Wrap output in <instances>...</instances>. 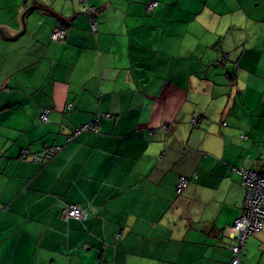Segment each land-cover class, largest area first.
Wrapping results in <instances>:
<instances>
[{
    "label": "crops",
    "instance_id": "0c3cea01",
    "mask_svg": "<svg viewBox=\"0 0 264 264\" xmlns=\"http://www.w3.org/2000/svg\"><path fill=\"white\" fill-rule=\"evenodd\" d=\"M34 1L70 20L33 8L19 34L33 0H0V264H231L239 170L264 174V0H89L96 33ZM239 256L264 264V228Z\"/></svg>",
    "mask_w": 264,
    "mask_h": 264
},
{
    "label": "built area",
    "instance_id": "2783aa9c",
    "mask_svg": "<svg viewBox=\"0 0 264 264\" xmlns=\"http://www.w3.org/2000/svg\"><path fill=\"white\" fill-rule=\"evenodd\" d=\"M80 5L81 11L89 15L92 19L97 11V7L92 5L89 0H76ZM158 5L157 1H153L147 5V10L151 11ZM92 29L97 32V23L92 19ZM51 40L56 43H62L67 38V29L63 23L55 24L50 31ZM67 107H73L69 103ZM49 109H46L40 116V121L48 120ZM104 116L110 118L108 113H98L92 122L82 124L72 129L68 136V141H71L76 136L83 132H98V123L100 118ZM198 120L194 122L197 123ZM246 137V136H243ZM59 150V148H58ZM28 150L22 151V159L27 155ZM39 157L35 156V160ZM239 172L242 175V185L245 188L244 212L235 220L232 230L236 234L237 243L233 246V259L231 264H243L240 260V253L245 250L250 237L259 234L264 228V174L254 171L249 168H241ZM190 179L184 175L179 176L176 184L177 193H182L189 185ZM89 217V211L85 207L75 204H66L64 209V219L69 221L76 219L85 221Z\"/></svg>",
    "mask_w": 264,
    "mask_h": 264
},
{
    "label": "water",
    "instance_id": "95a60500",
    "mask_svg": "<svg viewBox=\"0 0 264 264\" xmlns=\"http://www.w3.org/2000/svg\"><path fill=\"white\" fill-rule=\"evenodd\" d=\"M33 2H34V4H33L31 7H29V8L24 12V14H23V16H22V20H23V30H22L19 34H21V33H23V32L25 31V29H26L25 16H26V14H27L31 9H33V8H41V9L49 10L52 14H54V15H55L58 19H60L62 22H64V23H68V22H69L70 19H66V18H64V17H62V16L56 14L55 12H53L52 10H50V9H48V8H44V7H41V6H37V5H35V1H34V0H33ZM19 34L15 35V36H11V35H9L6 31H3L2 29H0V37H3V38L8 39V40H10V39H16V38L18 37Z\"/></svg>",
    "mask_w": 264,
    "mask_h": 264
}]
</instances>
